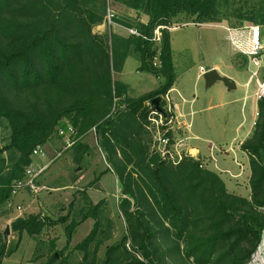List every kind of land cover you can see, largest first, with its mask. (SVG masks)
I'll list each match as a JSON object with an SVG mask.
<instances>
[{
    "label": "trees",
    "instance_id": "16d2710c",
    "mask_svg": "<svg viewBox=\"0 0 264 264\" xmlns=\"http://www.w3.org/2000/svg\"><path fill=\"white\" fill-rule=\"evenodd\" d=\"M107 1L0 0V118L11 131L9 144L0 148V212L37 146L58 136L64 148L59 131L72 126V138L78 140L66 150H73L79 167L90 153L83 138L94 130L108 170L118 178L126 232L106 247L99 263L114 223L102 210L105 201L94 203L81 190L80 218L73 215L67 223L70 212L61 218L68 242L80 223L94 220L90 233L75 245L83 253L78 264H248L264 231V98L258 100L253 134L241 143L251 169L249 197L231 192L201 159L188 156L176 165L163 159L151 149L147 125L153 101L160 98L163 106L161 97L176 74L169 30L160 29L159 42L152 38L157 27L174 26L180 15L196 23L263 26L264 0H111L137 12L135 23H120L139 36H121L112 29L94 33L93 27L105 20ZM132 52L140 59V71L165 78L157 89L136 98L114 78ZM7 150L10 158L4 155ZM48 224L40 214H30L0 229V264L19 249L24 234L39 235ZM9 232L18 234L13 246ZM172 250L176 257H170ZM57 253L48 264L57 261Z\"/></svg>",
    "mask_w": 264,
    "mask_h": 264
},
{
    "label": "rangeland",
    "instance_id": "374dc122",
    "mask_svg": "<svg viewBox=\"0 0 264 264\" xmlns=\"http://www.w3.org/2000/svg\"><path fill=\"white\" fill-rule=\"evenodd\" d=\"M100 1L101 0H98V3H100ZM106 8L107 10H105L104 14L108 11V8L115 11V22L109 24L104 20L102 24L93 27L94 33L103 34L107 30L112 29L113 31H116V33L128 35L129 33L122 28V24L120 22L135 23L134 20L139 17L137 12L124 4L114 3L111 0L107 1ZM94 9L97 10L96 7H94ZM99 10L101 13L103 12V9L98 8V11ZM185 17L186 16L183 17L180 15L174 24L178 27L170 31L174 41L176 59L175 71L179 74L184 73V80L187 81L190 87L188 92L190 96H192L194 92H196L201 98L200 100H205V95L211 96L212 104L214 106L209 111L200 112L198 110V106L196 105V112H194L192 116H189L188 120L192 121L191 129L193 131L199 132L200 129L202 130V135H205L211 139L215 145L213 155L217 156V154H219L220 161H216L215 163L213 160L209 159V156L206 155L208 153L206 149V146L208 148V143L200 141H192V143L193 145H199V149L201 151L200 157L203 156L202 159L205 165L208 168H215L217 173L222 178L228 180L231 185L234 183V178L225 171L222 172V169L231 167L232 170L236 171L238 167L242 168L243 165H247L249 163L248 155L247 157L244 156L241 158V155L236 156V153H234L233 150L239 152V149H241V141L247 137L249 129L251 126H255L254 123L258 118L259 108L256 109L253 120L250 102L248 105H244L243 103V99L246 94L249 92L252 93L256 89V82L253 80L248 86L239 85L237 89L225 92L222 86H224L226 83L223 81H218L216 85L214 84L210 87H207L205 79H199L196 84L194 83V79L199 71L200 65L206 67L212 61L225 62L231 59V55L235 57L238 49L235 46L234 41H238L240 35L246 38L249 34V31L244 29L240 31L229 30L227 27H225L226 25L224 23L222 25L217 23V26H211L209 23H196L190 19H186ZM213 27H215L214 30H217V35L214 34V32L205 30L212 29ZM260 31L264 40V25L260 26ZM238 58L244 63L241 66L243 75L240 78V82L242 81L243 83H246L255 67L249 62V59L247 61L242 56H239ZM139 63L140 59L138 55L135 52H132L127 58L124 69L121 72H114L115 79H120L128 83V93L130 97L134 98L139 97V95L152 89L153 87L159 86L163 82V80L158 79L156 76H152L148 72L138 71L137 68ZM260 71V74L264 76V66L261 67ZM208 115L211 116V119H213L214 123L211 121L209 123ZM241 122H243L244 128L238 132L236 130V126ZM253 132L254 127L251 129L250 136L253 134ZM10 134L11 131L8 121L4 118H0V148H4L9 144ZM233 137H236L235 139L237 141L234 140L232 142ZM83 139L84 142L90 146L91 156L89 157L88 162L98 166L100 165L97 164L99 161V163L106 162L99 147L97 146L95 132L91 131L87 133ZM63 144V141L61 142L59 137H56L54 139L53 148L50 149V147H46L47 150L50 151V158H53L55 153L63 148ZM228 152H230L233 159L232 162L229 160V165H227L228 162H226L225 157ZM4 155L7 158H10L12 151L7 150L4 152ZM74 155L75 154L73 150H66L62 152V155L59 158L52 162L50 167L57 162H63L64 171L66 170V167L73 171L76 165L74 161ZM46 162H48V158H46ZM48 170L49 169H47V171ZM47 171L42 177V182L47 187L51 188V186L56 187V185H58L61 187V189L58 188L56 191H52L47 188L44 192L39 194H32L28 191H23L21 193L28 192L32 196L30 204L24 202L21 203L15 199L16 197H14L13 204L6 206V208L3 209V212H0V229L2 230H7L10 227L12 221L18 216L40 214L49 221V224L45 227L41 234L36 236L24 234L19 249L11 256L6 257L4 259V264H48L56 250H58L60 254H56L57 261L54 264H78L82 260L83 253L75 250L74 248L78 242L82 241L90 233L94 226V220L89 218L86 221L80 223L73 233L72 240L68 242L65 230L66 222H62L61 218L66 216L69 212L71 215L67 223L72 219L73 215H75L77 219L80 218L79 212L82 202L79 193L82 191L76 189L75 186L72 187L73 182H71L72 180L69 179V176L67 177L62 174H60V176L53 182L51 181L48 183V181L44 180V176L46 175ZM248 184L249 182L246 179H244L241 183V185L244 187V191L246 188H248ZM119 186L116 183L113 174H108L103 180L100 181L98 186L103 188L104 191L100 189H97V193L94 191V194H99L100 196H103L105 191L110 193L108 195V199L110 201V207L112 211L110 210L104 213L107 214V216L111 214V219L114 223L112 237L107 240L106 243L100 248L98 254L99 263L105 257L106 247L110 244L119 242L126 232V226L123 218L120 217L121 214L117 204V198L120 197L121 194L117 191ZM19 203L22 205V210L17 209L16 205ZM7 239L8 244L13 246L18 240V234L15 232H9ZM53 243L56 246L55 250L52 248ZM258 250L252 255L251 261L253 264H257L255 260ZM169 255L170 257H176L178 253L176 250H172Z\"/></svg>",
    "mask_w": 264,
    "mask_h": 264
},
{
    "label": "crops",
    "instance_id": "0c3cea01",
    "mask_svg": "<svg viewBox=\"0 0 264 264\" xmlns=\"http://www.w3.org/2000/svg\"><path fill=\"white\" fill-rule=\"evenodd\" d=\"M148 19H149V17L147 15H143L142 18H141V21L144 22V23H147L148 22ZM217 23L219 25H222L224 23L226 25L225 27H227L229 30H233V31H240V30H243V29L244 30H248L249 31L248 33L249 34H248V36L246 38H244V36L240 35L239 36V40L238 41H235V42H238V43H240L242 45L246 44L251 39V37H252V31L249 28L252 24H250V23H246L242 27L241 26L240 27H233L226 20H224L222 22L209 23V25H211V26H217ZM122 28L125 31L128 32V28L127 27H125V26L122 25ZM174 29H176V28H172V29H168V30H169V35H170V43H171V49H172V55H173V65H174V70H175V61H176V59H175V51H174V41H173V37L170 34V31L171 30H174ZM214 29H215V27H213L212 29H205V30H208L209 32H214V34L217 35V33H216L217 30H214ZM259 31H260V27H259ZM113 32L116 33V31H113ZM117 34H119L121 36H129V34L128 35L121 34V33H117ZM232 41H234V40H232ZM236 53H237L236 55H238V56L235 55V57H234V56L231 55V59L229 61H225V62H223V61H212L208 65V66H211L212 68H216L220 74L229 76L230 78H232L233 80H235V83H236V88L235 89H237L239 85L248 86L247 83L250 81V77H249V79H248V81H246V83H243L242 81L240 82V78L243 75V70H242V67L241 66L244 63L238 57L239 56H242L247 61H248V57L246 55H243L239 51H237ZM126 61H127V59H126ZM126 61H125V63H126ZM139 66H140V63H139L138 68H137L138 71H140L139 70ZM124 67H125V64H124L122 70L124 69ZM201 67L202 66L200 65L199 66V71H198L197 75L195 76V79H194V81H195L194 83L195 84L201 78L204 80L203 75H201V73H200V68ZM205 68H207V66ZM149 74H151V73H149ZM175 74H176V79H175V82H174V84H173V86H172L171 89H175L176 91L180 92L182 94V96L189 101L186 104V106H185V108H186L185 111H186L188 117L189 116H192L193 113L196 112V110H195V106L196 105L198 106V110L200 112H202V111H209L214 106L212 104L211 96L205 95L204 96V99L205 100H200L201 98L197 95L196 92H194L193 95L190 96L188 94L190 87H189L187 81L184 80V77H183V74L184 73H180L179 74V73H177L175 71ZM151 75L154 76L153 74H151ZM157 78L163 80V82L165 81V78L164 77H157ZM121 81H123V80H121ZM217 82L214 83V84L216 85ZM124 83H126V82H124ZM126 84H127L128 88H129L128 83H126ZM159 86L153 87L152 89L144 92L143 94H145V93H147L149 91L155 90ZM222 87L224 88V91L225 92H229L230 91L228 89L227 84H224V86H222ZM255 94H256V89L252 93L249 92L248 94H246V96L243 99L244 100L243 101L244 105H248V103L250 102V107H251V113L253 115V120H254V113H255L256 109L258 108V100L256 101ZM128 95H129V93H128ZM208 121H209V123H210V121L212 123H214V121H213V119H211V116L210 115H208ZM252 127H254V126H251V128L249 129V131L247 133V137H245L244 140L250 136ZM242 128H244L243 122L239 123L236 126V130L238 132L241 131ZM201 131L202 130H200V129H199V132L193 131L191 129L190 132L189 131H188V133L185 132V135L184 136L188 137V139L186 140V142H187V148H191L192 151H194V150L195 151H199V154L201 156V151L199 149V145H193L192 141H200V142L208 143L207 144L208 145V148L206 146V149H207L208 153L206 155L209 156V159L213 160L215 163H216V161L217 162L220 161L219 154H217V156H214L213 155L214 150H215L214 143L207 136L202 135ZM56 137H58V136L53 137V139L49 143H47L45 146L46 147L47 146L50 147V149L53 148V146H54V139ZM235 138L236 137H233L232 142L234 140H236ZM243 141H241V142H243ZM61 142H62V140H61ZM216 149H217V147H216ZM48 152H50V151L48 150ZM233 152L236 153V156L237 155H241V158H243L244 156L247 157V155H248L245 151H243L241 149H239V152L241 154L238 151H235V150H233ZM102 155H103V153H102ZM49 156H50V154H49ZM90 156H91V153H87L85 159L82 162V165L79 166V167H76V165H75V168H74L73 171L70 168H67V167H66V170L64 171L63 170V166H64L63 162H60V163L57 162V163H55L50 168H48L49 170L47 171L46 175L44 176V178H45L44 180L45 181H48V183H50L51 181L53 182L55 179H57L60 176V174L65 175L67 177L69 176V179L72 180L71 182H73L72 187L75 186L76 189L85 190L87 192V194L89 195V197L91 198V200L94 203H98L99 201L104 200L105 201V204L102 207V210L104 212H107V211H110L111 210L110 201L108 199V195L110 193L108 191H105L104 192V195L103 196H100L99 194H97V195L94 194V191H96V193H97V189L98 190L100 189V190H103L104 191L103 188H100L98 186L100 184V181L103 180L106 175L113 174V176L115 178V181H116V183L119 186L118 178H117V176L112 171H109L108 170V164H107V162L99 163L100 162L99 161L97 163V164H100L99 166L96 165V164H91L90 162H88V159H89ZM204 157H205V155H204ZM225 157H226V162H228L227 165H229L230 162L233 161L232 155L230 154V152H228V154H226ZM103 158H104V155H103ZM33 160L37 164L45 163L46 162V159L45 158H40V157H36V156L33 157ZM229 160H230V162H229ZM105 163H106V165H105ZM215 167H216V165H215ZM210 169H213V168H210ZM213 170H215V168ZM104 171H106V172H104ZM223 171H225L226 173H228L230 176H232L234 178L233 179L234 183L231 184V185L228 182V180H226V179L223 178V180L225 181V183L227 185V188L231 192H235V193H237V194H239L241 196H245V197H249L250 196V193H251L250 185L248 184V188H246L245 191H244V187L241 185V183L243 182L244 179H246L249 182V179H250V176H251V169H250V164L249 163L247 165H243L242 168L238 167V169L236 171L235 170H232L231 167H229V168L227 167L226 169H222V172ZM102 172H104V173H102ZM82 184H84V185H82ZM48 188L50 190H52V191H56V189H58V188L61 189V187L58 186V185H56V187L51 186V188L50 187H48ZM117 191H118V193L120 192V186L117 188ZM15 197H16L15 199L17 201H20L21 203L24 202V203L30 204V202L32 200V198H31L32 196L28 192L20 193V194H18ZM119 199H120V197L117 198V204L119 202ZM108 216L111 217V214L108 215Z\"/></svg>",
    "mask_w": 264,
    "mask_h": 264
},
{
    "label": "built area",
    "instance_id": "2783aa9c",
    "mask_svg": "<svg viewBox=\"0 0 264 264\" xmlns=\"http://www.w3.org/2000/svg\"><path fill=\"white\" fill-rule=\"evenodd\" d=\"M116 13L114 10L108 8L105 15V22L111 24L114 23ZM174 26H159L155 29L153 41L159 42L161 39V28H177ZM252 31L251 39L244 45L235 42V46L238 51L243 55H246L249 62L254 65L255 69L251 72L250 81L256 82V99L264 98V76L260 74L261 67L264 66V40L260 35L259 26L251 25ZM129 34L141 35L135 28H128ZM155 65L161 64L160 59L155 58ZM206 72V68L202 66L200 73L203 75ZM176 92V93H175ZM163 106H153L149 115V123L147 128L152 135L151 149L153 152L159 154L163 159L172 162L173 164H179L185 157H194L196 159H202L198 151L194 152L191 148H187L186 140L188 137L184 136L185 132L191 131L192 122L188 120L186 113V104L189 102L182 94L175 89H169L161 97ZM179 99V100H178ZM192 114V113H191ZM185 121V122H184ZM94 131V130H93ZM95 132V131H94ZM60 135L64 136L65 146L63 150L55 153L53 158H50L49 152L45 145L37 146L33 152L32 157L48 158V162L37 164L34 160L27 166L25 176L22 179L16 180L12 185V199L8 202L7 206L13 204V198L23 191H28L32 194H39L44 192L48 187L42 182V177L52 162L59 158L66 149L70 148L78 140L72 138L76 133V130L69 126L68 130L61 129ZM186 137V138H185ZM232 149V146H231ZM204 162V161H203ZM205 164V163H204ZM18 210H22V205L19 203L16 205ZM248 264H253L250 260Z\"/></svg>",
    "mask_w": 264,
    "mask_h": 264
},
{
    "label": "water",
    "instance_id": "95a60500",
    "mask_svg": "<svg viewBox=\"0 0 264 264\" xmlns=\"http://www.w3.org/2000/svg\"><path fill=\"white\" fill-rule=\"evenodd\" d=\"M203 78L206 81V86L210 87L217 81H223L227 84L228 89L231 91L236 88L235 80L230 78L229 76L222 75L218 72L216 68H212L211 66H207L206 72L203 74ZM160 98L153 101V103H156V106H159ZM264 236V231L262 233V238ZM262 242V241H261ZM261 246V243L259 247Z\"/></svg>",
    "mask_w": 264,
    "mask_h": 264
},
{
    "label": "bare ground",
    "instance_id": "6f19581e",
    "mask_svg": "<svg viewBox=\"0 0 264 264\" xmlns=\"http://www.w3.org/2000/svg\"><path fill=\"white\" fill-rule=\"evenodd\" d=\"M255 261L257 262V264H264V236L262 238L261 246L259 247Z\"/></svg>",
    "mask_w": 264,
    "mask_h": 264
}]
</instances>
